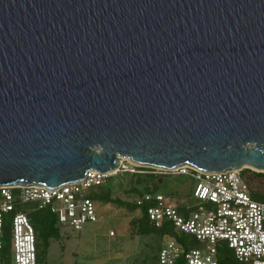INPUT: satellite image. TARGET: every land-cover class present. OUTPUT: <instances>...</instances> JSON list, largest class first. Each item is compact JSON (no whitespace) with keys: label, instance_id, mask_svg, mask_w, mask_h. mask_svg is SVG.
I'll list each match as a JSON object with an SVG mask.
<instances>
[{"label":"water","instance_id":"95a60500","mask_svg":"<svg viewBox=\"0 0 264 264\" xmlns=\"http://www.w3.org/2000/svg\"><path fill=\"white\" fill-rule=\"evenodd\" d=\"M120 158L264 173V0H0V188Z\"/></svg>","mask_w":264,"mask_h":264},{"label":"built area","instance_id":"2783aa9c","mask_svg":"<svg viewBox=\"0 0 264 264\" xmlns=\"http://www.w3.org/2000/svg\"><path fill=\"white\" fill-rule=\"evenodd\" d=\"M120 161L113 173L89 172L84 179L59 188H0V264H8L11 257L14 264H40L38 233L32 223L35 212H50L57 228L62 225L82 231L86 224L99 221L90 195L94 188L123 173L143 175L148 171L153 177L187 176L194 182V204L153 189L137 196L134 205L168 239L159 251L158 264H221L226 251L240 264H264V202L254 198L246 170L212 174L192 167L167 170L138 166L128 158Z\"/></svg>","mask_w":264,"mask_h":264},{"label":"rangeland","instance_id":"374dc122","mask_svg":"<svg viewBox=\"0 0 264 264\" xmlns=\"http://www.w3.org/2000/svg\"><path fill=\"white\" fill-rule=\"evenodd\" d=\"M150 172L123 173L107 182L111 188L107 185L94 188L90 195L95 199L99 221L86 224L82 231L60 225L59 237L49 242L38 236L40 264H158L159 251L168 239L156 233H140L137 224L142 217L140 209L122 203L134 205L138 194L131 189L137 187L142 191L148 185L160 194L181 197L194 204L191 199L194 182L190 177L178 175H154L152 181ZM245 177H251L254 198L264 202V173L247 170ZM140 180L147 184L139 185ZM43 215V211L36 212L39 220H44ZM10 263L14 264L13 257L9 258Z\"/></svg>","mask_w":264,"mask_h":264},{"label":"trees","instance_id":"16d2710c","mask_svg":"<svg viewBox=\"0 0 264 264\" xmlns=\"http://www.w3.org/2000/svg\"><path fill=\"white\" fill-rule=\"evenodd\" d=\"M250 172V171H248ZM247 170L244 171V174L246 175ZM256 176H261V174H258ZM151 178L152 181L153 180V176L149 177ZM145 182V180H140L139 181V185H143ZM147 184V183H146ZM134 193H137L138 195H142L144 192L150 191V188L148 187V185H146L144 187V190L140 191L137 187L131 189ZM153 191H156L155 188L153 189ZM124 205L129 206L131 209L136 210L137 207L131 203H122ZM142 213V217L141 219H139L137 221V224H139V232L142 234H147V233H156L160 236H163L165 234L164 231H158L154 228L151 227L147 213L143 210L141 211ZM43 217L44 220H39L38 216H36V212L32 215V223L35 227V229L37 230L38 236H42L47 242H49L51 239H57L59 237V230L57 228V224H56V218L54 215H52L50 212L48 211H43ZM225 253H227V255H230L229 257H226L223 255L221 256V264H236L235 262V258L232 255V253H230L229 251H226ZM231 258V260H230Z\"/></svg>","mask_w":264,"mask_h":264}]
</instances>
